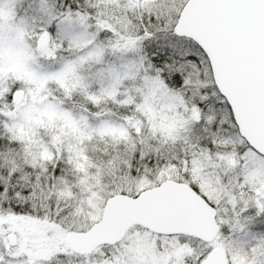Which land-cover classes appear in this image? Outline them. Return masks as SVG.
Here are the masks:
<instances>
[{
    "label": "snow or ice",
    "instance_id": "obj_1",
    "mask_svg": "<svg viewBox=\"0 0 264 264\" xmlns=\"http://www.w3.org/2000/svg\"><path fill=\"white\" fill-rule=\"evenodd\" d=\"M0 264H264V0H0Z\"/></svg>",
    "mask_w": 264,
    "mask_h": 264
},
{
    "label": "water",
    "instance_id": "obj_2",
    "mask_svg": "<svg viewBox=\"0 0 264 264\" xmlns=\"http://www.w3.org/2000/svg\"><path fill=\"white\" fill-rule=\"evenodd\" d=\"M168 207V205L155 202L152 207L145 212L130 210L126 207H122L118 210L111 211L108 214L111 216V223L113 227H124L128 221L141 215L147 216L152 220H157L165 214Z\"/></svg>",
    "mask_w": 264,
    "mask_h": 264
},
{
    "label": "rangeland",
    "instance_id": "obj_3",
    "mask_svg": "<svg viewBox=\"0 0 264 264\" xmlns=\"http://www.w3.org/2000/svg\"><path fill=\"white\" fill-rule=\"evenodd\" d=\"M97 213H99V209H94ZM95 217H93L94 219ZM22 227L28 231V232H36L39 231L43 226L36 224V223H30V222H26L24 225H22Z\"/></svg>",
    "mask_w": 264,
    "mask_h": 264
}]
</instances>
